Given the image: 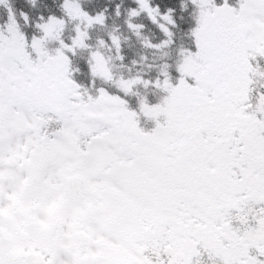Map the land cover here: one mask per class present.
<instances>
[{"label":"snow or ice","instance_id":"obj_1","mask_svg":"<svg viewBox=\"0 0 264 264\" xmlns=\"http://www.w3.org/2000/svg\"><path fill=\"white\" fill-rule=\"evenodd\" d=\"M19 2L0 0V264H264V0H131L135 71L108 9Z\"/></svg>","mask_w":264,"mask_h":264},{"label":"trees","instance_id":"obj_2","mask_svg":"<svg viewBox=\"0 0 264 264\" xmlns=\"http://www.w3.org/2000/svg\"><path fill=\"white\" fill-rule=\"evenodd\" d=\"M59 2L60 0H36V6L35 8L32 7V5L28 2V0H20L19 7H22L24 9H28L32 11L33 15L39 14L41 12L47 14L48 12H59ZM84 2L87 4V6L92 10H102V9H108V13L110 15V18H113V20L116 18L113 13L116 7V3L120 2L121 5V17H117L116 20L113 22L110 27H117L120 29V32L123 37H129V34L123 29V19H124V10L127 6V3H130V0H94L93 2L84 0ZM178 22H180L178 20ZM114 23V24H113ZM103 29H98L93 32V37L95 39L96 36L103 34ZM67 35V33H66ZM143 35L148 36L150 38H154L157 33L153 30H150L148 27H145L143 30ZM125 50L127 53V59L123 66L117 62L116 64V70L117 71H126L127 68H133V71H135V67L131 65L130 61L132 58H135V56L139 54H144L142 50L140 49L137 38L135 36H131L127 39V43L125 45ZM110 54V53H109ZM82 63V61L80 62ZM80 78L82 80L86 81V73L82 70L80 74Z\"/></svg>","mask_w":264,"mask_h":264},{"label":"rangeland","instance_id":"obj_3","mask_svg":"<svg viewBox=\"0 0 264 264\" xmlns=\"http://www.w3.org/2000/svg\"><path fill=\"white\" fill-rule=\"evenodd\" d=\"M29 1V3H30V0H28ZM88 1H91V2H93L94 0H88ZM117 4H120V2H117L116 3V5ZM130 4H131V0H130V3H127L126 5V7L125 8H128L129 6H130ZM117 18V17H116ZM116 18L113 20V18H110V20H109V26H111V24H112V20H113V22L116 20ZM114 24V23H113ZM94 38V37H93Z\"/></svg>","mask_w":264,"mask_h":264}]
</instances>
